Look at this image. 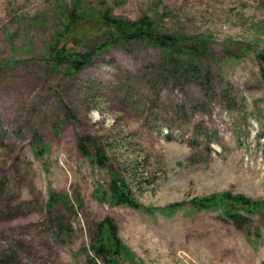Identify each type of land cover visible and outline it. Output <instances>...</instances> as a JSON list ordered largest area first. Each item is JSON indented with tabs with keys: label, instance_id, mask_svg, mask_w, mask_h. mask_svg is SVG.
Here are the masks:
<instances>
[{
	"label": "rangeland",
	"instance_id": "obj_1",
	"mask_svg": "<svg viewBox=\"0 0 264 264\" xmlns=\"http://www.w3.org/2000/svg\"><path fill=\"white\" fill-rule=\"evenodd\" d=\"M98 13L149 17L182 44L202 38L201 69L176 74L145 45L107 49L74 76L53 67L68 16L80 22L67 46L84 52L102 40ZM262 55L264 0H0V257L86 264L111 222L132 254L123 264H264V214L238 227L190 204L222 193L264 203ZM113 173L135 208L106 198Z\"/></svg>",
	"mask_w": 264,
	"mask_h": 264
},
{
	"label": "trees",
	"instance_id": "obj_2",
	"mask_svg": "<svg viewBox=\"0 0 264 264\" xmlns=\"http://www.w3.org/2000/svg\"><path fill=\"white\" fill-rule=\"evenodd\" d=\"M98 20L94 29L101 33L102 40L97 44L88 47L84 52H77L68 48V42H72L76 36L75 27L80 22L74 16H68V22L64 31L55 36L48 47V54L53 67L65 66V74L74 76L91 63L92 59L110 48L127 50L134 45H145L160 52L165 64H170L176 74L196 75L199 71L200 61L204 54L202 38L197 40L189 39L182 44L173 34H166L159 30L158 26L149 17H141L135 21L123 20L113 16L111 13H98ZM200 41V45L198 44ZM198 45V47H195ZM264 57V55H262ZM178 76V75H175ZM88 137L79 138L80 151H84V145L89 144ZM97 162L102 163L104 156L97 149ZM5 183L0 180V199L3 194ZM106 198L112 206H128L135 208L131 199L130 190L124 180L118 174L113 173L106 193ZM95 197V196H94ZM105 197V196H104ZM96 198V197H95ZM54 193L49 194L48 208L54 201ZM190 204L196 210L219 209L222 216L233 220L239 227L243 214L248 216L264 214V203L246 198L242 195H230L228 193L213 194L203 198H195ZM2 211L0 208V218ZM59 237V233H55ZM86 264H123L125 261H132V254L121 242L118 230L111 222H105L98 227V235L91 239ZM91 253L92 256H90ZM9 259L3 260L0 257V264H9Z\"/></svg>",
	"mask_w": 264,
	"mask_h": 264
}]
</instances>
